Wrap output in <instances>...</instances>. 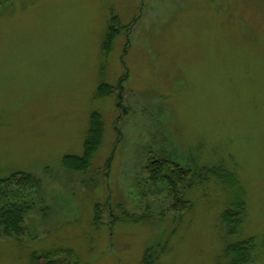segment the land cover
I'll return each mask as SVG.
<instances>
[{"label": "rangeland", "instance_id": "374dc122", "mask_svg": "<svg viewBox=\"0 0 264 264\" xmlns=\"http://www.w3.org/2000/svg\"><path fill=\"white\" fill-rule=\"evenodd\" d=\"M95 115L102 146L68 172ZM162 155L191 172L177 209L148 179ZM12 174L38 185L29 206L0 198L29 208L19 236L0 230V264H234L239 243L264 264V0H0Z\"/></svg>", "mask_w": 264, "mask_h": 264}, {"label": "trees", "instance_id": "16d2710c", "mask_svg": "<svg viewBox=\"0 0 264 264\" xmlns=\"http://www.w3.org/2000/svg\"><path fill=\"white\" fill-rule=\"evenodd\" d=\"M104 135V122L98 115L93 116L90 124V129L88 133V138L85 144V151L82 157L78 156H67L63 160V168L68 172H77L84 173L87 172L91 166L92 159L96 152L102 146ZM174 159H170L168 156H158V159H154L148 165V179L154 183L166 182L171 192H169L174 200L173 208L177 209L179 205H184L182 190L181 188L188 182L191 172L181 168ZM171 165L169 166L168 165ZM17 174H12L9 178L1 181L0 180V198L11 201L18 198V192L23 200L25 206H29L25 202V197L28 195V191L31 188H35L38 185L36 178H33L32 175L24 174L17 179ZM217 177L224 180L225 183L232 184L228 178V174L223 171L217 172L215 174ZM19 188L18 191H14L13 188ZM4 191H3V190ZM25 193V194H24ZM245 205L243 203H238L230 206L224 214L225 224L232 229V233H238L236 227L241 221L240 216L244 213ZM29 209V208H28ZM28 209H20L19 206L14 205L13 203H8L6 205L0 204V230H3L8 236H19L22 233L21 226L25 222V215L28 213ZM238 214L235 216L236 211ZM250 246L251 244L248 243ZM235 258L234 264H243L248 261V249L247 243H239L235 246H232L229 249ZM42 259L50 260V256L42 255Z\"/></svg>", "mask_w": 264, "mask_h": 264}]
</instances>
